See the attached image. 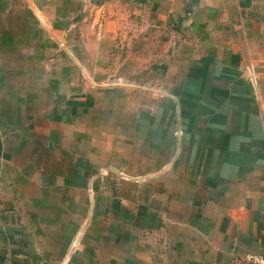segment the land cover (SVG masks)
I'll use <instances>...</instances> for the list:
<instances>
[{"label": "crops", "instance_id": "1", "mask_svg": "<svg viewBox=\"0 0 264 264\" xmlns=\"http://www.w3.org/2000/svg\"><path fill=\"white\" fill-rule=\"evenodd\" d=\"M129 7L155 30L163 22L161 50L173 47L176 70L216 55L203 68L223 77L207 75L248 87L213 84L225 104L202 118L218 125L174 128L156 171H130L121 147L132 88L104 76ZM188 75L179 85L191 92ZM0 86L24 97L4 94L11 110L0 115V264H242L264 254V0H0ZM195 136L202 154L186 164L200 169L188 173L179 156Z\"/></svg>", "mask_w": 264, "mask_h": 264}, {"label": "rangeland", "instance_id": "2", "mask_svg": "<svg viewBox=\"0 0 264 264\" xmlns=\"http://www.w3.org/2000/svg\"><path fill=\"white\" fill-rule=\"evenodd\" d=\"M128 13H133L132 20L118 23L122 28L117 30L115 46L107 59L104 76L107 81L119 79L132 88L129 90L128 110L122 116V121L126 123L122 132L127 139L122 147L120 146L122 153L132 163H130V171L134 172V167L137 164L156 171L171 155L174 144L171 131L174 128L199 129L207 125L211 127L218 125L217 118H202V114L211 110L212 106H218L219 103L225 104L223 96H215V99L212 100L213 84L222 88V93H245L248 87H245L242 82L236 85H220L217 84V81H213L210 78V73L215 72L221 79L223 75H218V73L223 71H208L203 67L205 62L220 61L216 55H210L208 58L205 55L188 59V61L199 63L197 70H176L173 61L178 54H173V47L172 50L164 53L161 50L163 44L165 45L167 42L166 35L163 37L160 31L163 22L160 23V30H155L154 23L139 22L134 19L137 14L134 7H129ZM7 57L11 60V53ZM208 72L210 73L207 75ZM185 73H189L188 80L193 88L191 92L187 91L186 86L179 85ZM202 79H205L204 87L200 85ZM230 82L233 80L231 79ZM202 87L204 94H199V89ZM11 92L16 95L17 100L24 98L22 87L0 86L1 116L3 115L2 111L11 110V99L3 98L4 94L10 95ZM169 92L170 94L177 93L178 101L173 102L167 98ZM202 99H207V101L203 103ZM243 99L241 97L240 101L236 103L247 105ZM175 110H184V112L182 116H179L175 114ZM187 145H191V147L187 149ZM201 145V136H195L189 142L188 140L183 141V150L178 163L181 170L185 168L188 173H191L193 170L200 169V166H190L186 162L189 161V158L198 159L201 157Z\"/></svg>", "mask_w": 264, "mask_h": 264}, {"label": "built area", "instance_id": "3", "mask_svg": "<svg viewBox=\"0 0 264 264\" xmlns=\"http://www.w3.org/2000/svg\"><path fill=\"white\" fill-rule=\"evenodd\" d=\"M242 264H264V254H248L243 257Z\"/></svg>", "mask_w": 264, "mask_h": 264}]
</instances>
